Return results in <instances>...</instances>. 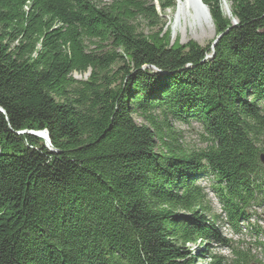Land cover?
<instances>
[{
  "label": "trees",
  "instance_id": "obj_1",
  "mask_svg": "<svg viewBox=\"0 0 264 264\" xmlns=\"http://www.w3.org/2000/svg\"><path fill=\"white\" fill-rule=\"evenodd\" d=\"M174 1L0 0V264H195L229 244L199 179L264 206V0H201L213 47L161 33Z\"/></svg>",
  "mask_w": 264,
  "mask_h": 264
},
{
  "label": "rangeland",
  "instance_id": "obj_2",
  "mask_svg": "<svg viewBox=\"0 0 264 264\" xmlns=\"http://www.w3.org/2000/svg\"><path fill=\"white\" fill-rule=\"evenodd\" d=\"M174 7L167 9L163 13L159 10V14L165 22L161 33H165L168 36L171 44L175 41L183 44L189 40H193L200 45H206L214 39L213 37H215L216 31L212 21L211 24H209L201 21L200 17L194 19L192 17L185 16L181 19L180 23L174 24ZM223 8L226 16H229V5L226 2H224ZM139 27L145 34L157 32V28H148L143 21H139ZM87 75L88 74H73L76 79L86 78ZM135 120L138 123L141 122V119L138 117H135ZM177 125L182 128V140L189 148L197 149L206 146L204 139L205 133L201 128L202 126L198 123L192 122L190 125L177 123ZM198 183L206 188L209 197V214H214L216 216L219 215L217 225L223 238L229 240V244L221 245V243L216 244L214 242H210L206 247L204 246V243H200L198 241L196 243L187 244L192 252L198 253L202 258L200 261L195 262V264H204L208 262L209 253L222 257L223 260L221 264H240L235 263V260L240 259L241 257L238 252L244 253L245 257L249 258H247L248 264H264L262 255L263 245L255 244V242H264V206H252L248 210L249 215L247 216L246 221H238L237 227H235L229 220L226 219L220 202L210 189H208L209 181L207 178L199 179ZM256 231L259 232V235ZM204 247L207 251H204ZM238 262H240V260H238Z\"/></svg>",
  "mask_w": 264,
  "mask_h": 264
},
{
  "label": "bare ground",
  "instance_id": "obj_3",
  "mask_svg": "<svg viewBox=\"0 0 264 264\" xmlns=\"http://www.w3.org/2000/svg\"><path fill=\"white\" fill-rule=\"evenodd\" d=\"M174 24L180 23L185 16L197 19L200 17L201 21L211 24L208 8L202 4L201 0H175ZM185 22V21H184Z\"/></svg>",
  "mask_w": 264,
  "mask_h": 264
},
{
  "label": "water",
  "instance_id": "obj_4",
  "mask_svg": "<svg viewBox=\"0 0 264 264\" xmlns=\"http://www.w3.org/2000/svg\"><path fill=\"white\" fill-rule=\"evenodd\" d=\"M202 4L204 5V6H206L203 2H202ZM236 21L233 19V23H235ZM221 36V34H219V35H216L215 37H213L214 38V40L212 41V47L215 45V43L217 42V40L219 39V37ZM28 132V131H27ZM47 131L46 130H40V131H29L28 133L29 134H33V135H35V136H37V137H39V138H41V139H43L44 140V142H45V144H46V146L50 149V150H52V148L50 147V140H49V136H48V133H46ZM260 161H261V163L264 165V153H261L260 154Z\"/></svg>",
  "mask_w": 264,
  "mask_h": 264
}]
</instances>
